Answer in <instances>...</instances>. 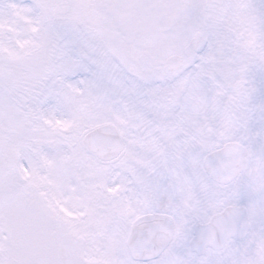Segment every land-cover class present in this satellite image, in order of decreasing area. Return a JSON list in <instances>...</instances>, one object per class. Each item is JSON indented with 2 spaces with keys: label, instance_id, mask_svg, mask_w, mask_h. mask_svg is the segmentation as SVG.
Returning a JSON list of instances; mask_svg holds the SVG:
<instances>
[{
  "label": "snow or ice",
  "instance_id": "obj_1",
  "mask_svg": "<svg viewBox=\"0 0 264 264\" xmlns=\"http://www.w3.org/2000/svg\"><path fill=\"white\" fill-rule=\"evenodd\" d=\"M0 264H264V0H0Z\"/></svg>",
  "mask_w": 264,
  "mask_h": 264
}]
</instances>
